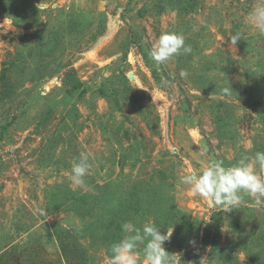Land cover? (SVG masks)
<instances>
[{
    "label": "rangeland",
    "instance_id": "374dc122",
    "mask_svg": "<svg viewBox=\"0 0 264 264\" xmlns=\"http://www.w3.org/2000/svg\"><path fill=\"white\" fill-rule=\"evenodd\" d=\"M257 3L0 0V264H110L122 224L149 221L180 264H264V207L224 213L180 182L264 152ZM165 32L191 52L153 60Z\"/></svg>",
    "mask_w": 264,
    "mask_h": 264
},
{
    "label": "clouds",
    "instance_id": "9594fccd",
    "mask_svg": "<svg viewBox=\"0 0 264 264\" xmlns=\"http://www.w3.org/2000/svg\"><path fill=\"white\" fill-rule=\"evenodd\" d=\"M248 21L264 34V3H257L250 10ZM240 40L242 34L237 32L231 36L230 43L236 46ZM190 52L191 47L185 44L182 34L165 32L158 37L151 55L153 60L163 63ZM180 75L184 77L187 73L181 71ZM224 91L230 92L228 88ZM90 168V155L86 152L80 153L71 167L73 184L83 185ZM180 182L190 186L194 194L203 197L210 206L221 208L224 213L238 209L244 202V195L254 199L255 207H264V152L243 154L227 167L223 161L213 160L201 173L190 171L180 178ZM121 228L127 235L110 245V264H139L140 255L147 264H180L177 259L179 254L170 253L163 246L170 240L172 229L161 233L160 228L150 221L143 223L141 227L125 222ZM140 245H143L142 252L138 251Z\"/></svg>",
    "mask_w": 264,
    "mask_h": 264
},
{
    "label": "water",
    "instance_id": "95a60500",
    "mask_svg": "<svg viewBox=\"0 0 264 264\" xmlns=\"http://www.w3.org/2000/svg\"><path fill=\"white\" fill-rule=\"evenodd\" d=\"M129 77H130V78H133L134 76H133V74L131 73V74H129Z\"/></svg>",
    "mask_w": 264,
    "mask_h": 264
}]
</instances>
